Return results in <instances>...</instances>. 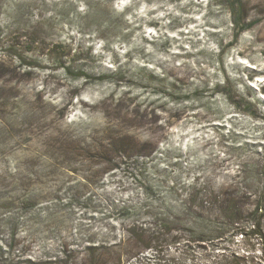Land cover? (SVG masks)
Instances as JSON below:
<instances>
[{
  "label": "rangeland",
  "instance_id": "1",
  "mask_svg": "<svg viewBox=\"0 0 264 264\" xmlns=\"http://www.w3.org/2000/svg\"><path fill=\"white\" fill-rule=\"evenodd\" d=\"M235 254L264 264V0H0V264Z\"/></svg>",
  "mask_w": 264,
  "mask_h": 264
},
{
  "label": "trees",
  "instance_id": "2",
  "mask_svg": "<svg viewBox=\"0 0 264 264\" xmlns=\"http://www.w3.org/2000/svg\"><path fill=\"white\" fill-rule=\"evenodd\" d=\"M235 22H236V24H235V27L237 28L236 29V33H235V36L237 37L238 36V34H239V32H241V31H243L245 28H247V27H252L253 25H255V23L254 22H249V23H243L241 20H239V19H235ZM13 45V44H12ZM11 45V46H12ZM218 90L220 89L221 91H224L225 93H226V96L231 100V101H234V103L236 104V106L237 107H239V108H241V109H243V110H245V111H247V112H249V113H251V114H253V115H256L257 113H258V108L254 105V104H252V103H250V102H246V101H244L242 98H239V97H236V95H235V91L233 90V88H222V87H218L217 88ZM219 90V91H220ZM32 205V204H31ZM260 209H261V207L260 206H257V208H256V214L257 215H261V213H260ZM237 222V221H236ZM239 229V228H238ZM238 231H240V232H245L246 233V231L244 230V229H242V228H240ZM260 230H259V224L257 223L256 225H255V228H254V230H253V233L254 234H257V233H260L259 232ZM158 239H159V237L158 236H153V237H151V241H150V243L147 245V247L148 248H150V249H152V250H156V251H158V245L156 244V242L158 241ZM93 251V250H92ZM237 258H238V255L237 254H235V255H233V257H232V259H231V262H230V264H236V262H237ZM6 262L4 263V264H13L12 262H8L7 260H5Z\"/></svg>",
  "mask_w": 264,
  "mask_h": 264
}]
</instances>
